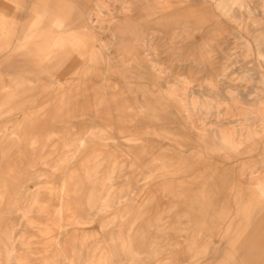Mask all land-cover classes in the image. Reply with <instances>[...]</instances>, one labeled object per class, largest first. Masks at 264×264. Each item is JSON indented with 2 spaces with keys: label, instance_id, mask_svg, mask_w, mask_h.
<instances>
[{
  "label": "rangeland",
  "instance_id": "1",
  "mask_svg": "<svg viewBox=\"0 0 264 264\" xmlns=\"http://www.w3.org/2000/svg\"><path fill=\"white\" fill-rule=\"evenodd\" d=\"M99 1L0 64V264H264V0Z\"/></svg>",
  "mask_w": 264,
  "mask_h": 264
},
{
  "label": "crops",
  "instance_id": "2",
  "mask_svg": "<svg viewBox=\"0 0 264 264\" xmlns=\"http://www.w3.org/2000/svg\"><path fill=\"white\" fill-rule=\"evenodd\" d=\"M56 1L57 0H0V37H2L3 35L5 36L4 37L5 38L4 39L5 44L1 47V49H5V51H6L5 54H2L4 57L0 55V64L1 65H4V66H8V65H10V66L11 65L23 66V65H28V64L32 65V63H33L39 67H42L41 55H40V50H41V45H42L40 42L41 41V39H40L41 22L38 21V17L36 18L35 15L36 14L40 15V10H41L40 4L42 2L52 3V2H56ZM58 1L64 2V0H58ZM70 1L74 2V0H70ZM90 1L91 0H76L75 4H79V3L80 4H88V3H90ZM8 2H10V4ZM96 2L99 3L100 1L96 0ZM26 4L27 5L30 4L28 9H29V12H30V10H32V15L26 14V9H25ZM69 5H70V3H69ZM66 7H69V6L66 5ZM82 8L87 9V7L85 5H81L79 7V9H82ZM141 13L142 12H140L139 14H137L136 12L132 13V15L134 16L132 19H134V20L131 21V24H132V27L134 28V30H135V28L138 27L137 26L138 22L136 20L137 15H140ZM11 14H12V17L14 19H17V20L18 19L20 20L22 18H25V19L33 18V20L37 21L36 23H34V27H33L32 31H26L25 37L23 38V41L21 43H19L15 39H13V37H9V35L13 34L14 32H16L15 30H17V28L14 26L15 21L9 22V21L3 20V15L4 16H10ZM63 16H64L63 18L67 20V22H65L66 25H73L75 22L78 23L79 21H82L84 19L83 16H85V13L83 15L82 10L73 11L72 6H71L70 10L63 11ZM32 24H33V22H32ZM20 29H21V32L24 31L25 25L21 24ZM28 35L29 36L33 35L31 45L30 44L27 45L24 41L26 36H28ZM43 45H46V44H43ZM19 47H23L26 50H28V52H31V53L35 52L36 53V54H34L35 57L30 59V58H28V56L26 58H24V56H23L24 54H14V53L12 54V52H14L15 49H17ZM66 57H68V53H64V55H61L60 59H64ZM60 62H62V60H60ZM68 69H66L68 71H64L63 74L70 73L71 68L68 67ZM34 89H36V88L34 87ZM12 94L13 93L9 90H6V92H5L6 97H10ZM70 103H71L70 106L73 107L74 102L70 101ZM70 111H72L71 108H70ZM40 121H41L40 117L39 118L37 117V118H34L31 120V122L34 123L35 126L42 127V124ZM132 137L133 136H126V137L121 136L120 139H122L125 143L133 144L132 143V141H133ZM134 139H136V138H134ZM148 141L152 143L151 139H149ZM262 157L264 158V152L262 153ZM195 197H196V195L193 194L192 198L188 199L190 201H187L186 203L189 202L191 205L198 206V202L195 201ZM183 201H184V199H183ZM151 202H152L151 198H149L148 200L142 201L141 204L146 205V204H150ZM81 224H82V221H81ZM261 227H262V229L257 230V232H253V230H251L252 232L250 233V231L247 229V230H242V232L240 234H234L235 238L238 237L237 240L240 239L241 237L245 236V240L242 243V245L238 246L241 250L247 249L250 252H254V251H252V247H254V248L259 247V248L263 249L261 252L258 250L255 251V252H257L256 254H258L260 256V258L264 257V244H262V243H264V240L262 239V238H264V229H263L264 225H262ZM231 231L233 232V229ZM249 241H256L257 245L251 247L248 245Z\"/></svg>",
  "mask_w": 264,
  "mask_h": 264
},
{
  "label": "bare ground",
  "instance_id": "3",
  "mask_svg": "<svg viewBox=\"0 0 264 264\" xmlns=\"http://www.w3.org/2000/svg\"><path fill=\"white\" fill-rule=\"evenodd\" d=\"M140 6H141V5H140ZM139 8H140V7H139ZM135 11H136V10H135ZM134 13H135V12H134ZM114 15H115V14H114ZM143 48H144V47H143ZM141 51H142V50H141ZM140 54H141V53H140ZM141 57H142V56H141ZM15 61H16V60H15ZM17 62H18V61H17ZM224 140H226V139H224ZM225 142H226V141H225ZM80 145H81V144L79 143V146H80ZM82 146H83V143H82ZM77 151H78V150H77ZM228 170H229V169H227V171H228ZM218 172H219V170H218ZM242 177H244V176H242ZM70 178H71V177H70ZM188 178H189V177H188ZM245 178H246V177H245ZM241 179H242V178H241ZM193 187H194V186H193ZM35 200H36V199H35ZM36 201H37V200H36ZM35 203H36V202H34V204H35ZM34 204H33V205H34ZM257 208H258V207H257ZM262 210H263V208H262ZM260 214H261V213H260ZM258 217H259V216H258ZM261 217H262V216H261ZM263 221H264V218H263ZM257 222H258V221H257ZM258 223H259V222H258ZM261 224H262V223H260V225H261ZM260 225H259V226H260ZM257 226H258V225H257ZM256 231H257V230H256ZM256 231H255V232H256ZM253 235H254V234H253ZM248 237H249V236H248ZM262 237H263V236H262ZM262 239L264 240V238H262ZM9 256L12 257V255H9ZM9 256H8V257H9ZM11 257H10V258H11ZM7 259H8V258H7ZM9 264H10V263H9ZM78 264H79V263H78Z\"/></svg>",
  "mask_w": 264,
  "mask_h": 264
}]
</instances>
